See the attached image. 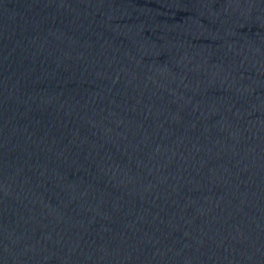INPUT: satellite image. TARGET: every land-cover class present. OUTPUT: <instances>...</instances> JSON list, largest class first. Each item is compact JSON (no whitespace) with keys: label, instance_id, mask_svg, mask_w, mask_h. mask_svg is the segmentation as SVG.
Returning a JSON list of instances; mask_svg holds the SVG:
<instances>
[{"label":"water","instance_id":"95a60500","mask_svg":"<svg viewBox=\"0 0 264 264\" xmlns=\"http://www.w3.org/2000/svg\"><path fill=\"white\" fill-rule=\"evenodd\" d=\"M239 1L252 2V3L264 5V0H239Z\"/></svg>","mask_w":264,"mask_h":264}]
</instances>
